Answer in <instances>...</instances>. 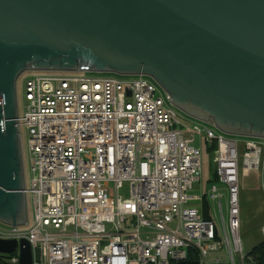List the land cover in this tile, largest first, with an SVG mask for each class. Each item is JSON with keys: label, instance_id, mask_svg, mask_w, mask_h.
Returning a JSON list of instances; mask_svg holds the SVG:
<instances>
[{"label": "built area", "instance_id": "built-area-1", "mask_svg": "<svg viewBox=\"0 0 264 264\" xmlns=\"http://www.w3.org/2000/svg\"><path fill=\"white\" fill-rule=\"evenodd\" d=\"M21 77L16 123L20 141L26 140L24 194L33 217L22 227L0 224V240L26 241L32 264H178L189 252L205 264L207 253L220 248L228 264H255L240 236L237 139L216 135L211 125L176 111L148 78L36 72ZM195 136L214 151L216 182L226 193L224 219L222 194L215 184L208 190L223 236L196 208L205 196L189 193L201 177ZM261 142L241 144L253 171L264 159ZM9 262L17 264V252Z\"/></svg>", "mask_w": 264, "mask_h": 264}, {"label": "water", "instance_id": "water-1", "mask_svg": "<svg viewBox=\"0 0 264 264\" xmlns=\"http://www.w3.org/2000/svg\"><path fill=\"white\" fill-rule=\"evenodd\" d=\"M25 72L148 78L187 118L264 141V0H0V224L10 227L27 224ZM16 252L32 264L26 241L0 240V256Z\"/></svg>", "mask_w": 264, "mask_h": 264}, {"label": "rangeland", "instance_id": "rangeland-1", "mask_svg": "<svg viewBox=\"0 0 264 264\" xmlns=\"http://www.w3.org/2000/svg\"><path fill=\"white\" fill-rule=\"evenodd\" d=\"M23 80H24L23 77H21L20 79L17 80V83H16V102H17V110L19 114H21L22 112V96H23L22 82ZM209 123L211 124V122ZM214 132L216 135L220 134L217 131H214ZM225 138L228 139L230 137L225 136ZM235 139H237V141L240 143L239 149H238L239 211L241 212V221H242L243 219L244 220L247 219L248 212L252 211L254 209V206H256L257 204H261V207L262 206L264 207V159L260 161L258 160L259 169L257 171H253L252 169L253 167L252 165L254 164L253 159L246 158L243 155V147L241 145L244 142L249 141L250 139H244V138H235ZM193 146L200 151L201 177H200V182L194 184L189 193L199 198H201L202 196H205L206 204L209 209V216L218 226V229L220 230V236H223L222 221L219 216L220 214L218 211V207L216 205V202H213L210 200L209 198L210 195L208 194V190L211 184H215L218 190V193L222 194L223 196L222 215H223V218L226 219V200H225L226 193L223 190V187L218 185V183L214 179L215 170H214V165L212 162V154L214 151L209 150L206 144L204 143V141L201 142L198 136H195ZM21 147H22L24 173L26 175V179L28 180L29 162H28L27 153H26L25 137H22ZM121 194L126 195L125 188L121 191ZM196 208L200 210L201 208L200 201L196 203ZM261 213H262V217H264V211H262ZM26 215H27L28 222H31L32 217H33V210L31 206L30 198L27 199ZM240 232H241L240 236L242 238L243 244L247 245L255 240L256 233L254 230L251 229V227H247L244 230L243 227L241 226ZM248 260L244 259V262L246 263L248 262Z\"/></svg>", "mask_w": 264, "mask_h": 264}, {"label": "crops", "instance_id": "crops-1", "mask_svg": "<svg viewBox=\"0 0 264 264\" xmlns=\"http://www.w3.org/2000/svg\"><path fill=\"white\" fill-rule=\"evenodd\" d=\"M203 201L204 200H202L201 208H200V212L202 213V216H203ZM207 211H208V216H209V209ZM262 211H264V207L263 206L261 207V204H257L256 206H254V209L252 211L248 212L247 219L246 220L243 219L242 221H241V212H240V231H241V226L243 227L244 230L247 227H251V229L254 230L256 233L255 240L253 242L247 245L242 243L243 249L246 253L250 252L252 249H254L256 246H258L261 242L264 241V236L261 233V228L264 226V217H262V213H261ZM208 219L212 220L210 216ZM262 253L263 255L261 258V264H264V247L262 249ZM196 260H197V257H196ZM252 261L255 264H258L256 260L255 261L252 260ZM0 264H3V263L0 262ZM9 264L11 263L9 262ZM205 264H228V255H227L226 250L224 248H220L219 250L211 251L207 253L205 257Z\"/></svg>", "mask_w": 264, "mask_h": 264}, {"label": "trees", "instance_id": "trees-1", "mask_svg": "<svg viewBox=\"0 0 264 264\" xmlns=\"http://www.w3.org/2000/svg\"><path fill=\"white\" fill-rule=\"evenodd\" d=\"M112 76H114V75H112ZM214 179L216 180L215 172H214ZM203 200H204L203 201V218L208 219L209 218L208 211H207L208 207L206 204V200L205 199H203ZM263 247H264V241L261 242L254 249H252L250 252H248V257L254 261L256 260V262L258 264H261V258L263 255V253H262ZM11 257H12V255L11 256H0V262L3 264H9V260ZM196 263H197V260H196L195 254H193V252H189V258L187 259V261L185 263H178V264H196ZM172 264H175V263H172Z\"/></svg>", "mask_w": 264, "mask_h": 264}, {"label": "flooded vegetation", "instance_id": "flooded-vegetation-1", "mask_svg": "<svg viewBox=\"0 0 264 264\" xmlns=\"http://www.w3.org/2000/svg\"><path fill=\"white\" fill-rule=\"evenodd\" d=\"M260 142V141H259ZM261 143H264V142H261Z\"/></svg>", "mask_w": 264, "mask_h": 264}]
</instances>
